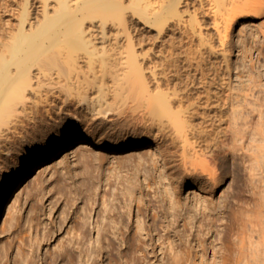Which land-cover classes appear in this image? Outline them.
I'll return each mask as SVG.
<instances>
[{
	"label": "bare ground",
	"instance_id": "1",
	"mask_svg": "<svg viewBox=\"0 0 264 264\" xmlns=\"http://www.w3.org/2000/svg\"><path fill=\"white\" fill-rule=\"evenodd\" d=\"M18 10L14 28L6 33L5 39L0 40L1 152L13 154L10 143L17 134V138H29L27 125L33 128L34 133L40 103L45 104L46 115H51L55 108L61 109L69 101L92 116H106L111 112L119 115L127 111L136 112L142 126L150 133L147 131L130 135L132 138H108L101 142L92 133L73 132L48 140L46 146L34 150L24 165L14 166L0 183V215L8 210L11 196L21 184L34 181L41 172L62 160L69 152L90 146L108 151H130L164 137H167L172 147L170 154L176 159L178 157L176 165L181 168L183 175L197 181L204 179L206 186L210 184L206 194H213L229 166L236 170L241 168L240 162L244 161L246 155L253 160L259 156V179L256 181L259 180V189L264 192V94L259 96V126L251 132L253 137L247 136L249 133L244 128L243 114L232 121L227 118V109L232 105L229 93L228 37L240 17L264 16V0H23L18 4ZM147 27L149 33H146ZM150 32H153L152 35ZM214 55L219 56V59ZM260 67L264 71V63L259 62L258 67L259 86H264V75ZM240 105L237 111H242L244 106L242 103ZM82 115L85 116L84 113ZM44 121L41 118V122ZM245 133L248 140L253 139V144L250 141L253 146L259 138V146L255 144L253 148L248 144L246 148ZM246 149L251 150V153L245 152ZM253 165L251 163L249 170L247 168L251 173L248 179L255 181ZM176 199L169 201L168 206L173 211L178 206ZM223 205V209L228 207L227 202ZM203 206L204 209L209 208L207 204ZM204 209L200 216L202 223L198 220L200 231L196 234L191 231L190 225L193 223L190 219L192 214L189 213L191 221L185 220V216L182 219L183 229L177 235L204 236L216 230L215 236H219V240L220 237L221 240L230 239L235 243L233 245H237V254L235 260L229 262L230 255L226 250L214 248L210 244L214 257L212 264H264L260 262L264 253V234L259 239V231L258 234L253 233L256 227L251 222L241 220L244 221L241 224L238 221L241 226L237 221L236 225L235 222H226L223 228L214 229L213 223L219 216ZM173 211L170 212L172 215ZM114 212L110 216L104 213V227L99 224L104 231L98 227L97 230L101 232L97 236H133L130 237L131 241L128 239V253L124 249V255L122 249L114 251L117 249L113 248L116 246L113 237V241L110 238L105 244L102 237L95 238L90 249L81 244L82 240L78 241L76 243L79 246L75 247L77 252L69 247L71 240L61 238L57 244L59 248L56 246L59 250L49 249L48 255L39 263L35 250L42 238L44 240L53 234L50 231L52 228L45 226V223L41 233L35 234L38 227L33 231L34 238L28 225L19 231L23 235L14 251L13 262L86 264L89 259V264H105L104 258H107L109 261L106 264H132L137 257H141L142 250L139 247L142 237L139 239L135 236H141L138 229L141 231L142 226L139 224L141 228H138L135 225L138 229L134 226L132 229L135 230L131 233L130 227L124 228L126 224L124 227L122 224L115 225L117 217ZM117 214L119 221L120 216ZM32 217L29 216L28 224L39 225L40 220L34 221ZM84 225L74 226L75 230H79H72L75 232H71L74 237L87 236ZM154 225L153 228L157 229L161 224L157 222ZM176 241L178 243L180 240ZM193 241L202 247V251L206 249L207 244L198 237L190 243L191 252ZM170 247L174 248L171 264L194 263L190 251L183 254L173 243ZM195 251L193 254H197ZM246 251L250 252V256L245 254ZM6 255L5 245L0 251V264H4Z\"/></svg>",
	"mask_w": 264,
	"mask_h": 264
},
{
	"label": "rangeland",
	"instance_id": "2",
	"mask_svg": "<svg viewBox=\"0 0 264 264\" xmlns=\"http://www.w3.org/2000/svg\"><path fill=\"white\" fill-rule=\"evenodd\" d=\"M22 1L0 0V40L5 39L6 33L14 28L19 11L18 4ZM148 30L147 27L146 33H149ZM152 33L150 32L151 35ZM228 39L230 42L227 50L229 51L227 52V59L229 62L228 69L231 81L229 93L232 105L227 109V118L229 121H232L240 116V114L245 116V123L243 124H245L244 126L246 127L244 128H247V130H244L246 132L248 131L249 134L247 135L245 133L247 139H243L249 141V143L247 141L244 142L247 148V145L253 140L252 138H249L252 140H248V137L252 136L251 132L256 129L259 123V96L264 94V86H259L258 68L259 62L264 63V16L261 18H254L252 15L240 17L234 23ZM212 41L215 43L214 40ZM216 58L219 59V56H216ZM261 69V74L264 75L263 68ZM239 103H242V106H244L242 111H237L241 107V105L238 106ZM44 105V103L38 105L39 107L37 109L39 110V114L38 116L35 115L37 117L34 124V133L32 132L33 128L27 125L26 132L28 131V139L26 136L23 139L17 138L19 137L17 134V137L11 140L10 147L11 153L13 154L0 151V183L14 166L24 165L31 158L34 150L46 146L48 140L61 137L65 133H92L97 136V139L103 142L108 138H132L130 135L142 134L148 131L142 126L136 112L132 113L131 111H127L122 115L111 112L106 116H92L83 110L82 107L69 101L61 109L55 108L51 115H46ZM83 113L85 116L82 115ZM41 118H44L45 121L41 122ZM26 132L24 133L26 134ZM147 135L149 136V134ZM150 138L152 139V137ZM258 142L259 138L255 141V144L258 145ZM252 144L250 145L255 148L256 145L254 144L253 146ZM169 151H172V147L167 137L158 140L155 139L145 147L132 148L130 151H108L96 146L85 147L81 150L69 152L62 160L54 162L50 168L41 172L34 181L21 184V187H18L14 195L11 196V204L8 210L5 211L6 213L3 211L0 215V251L5 245L7 247V255L5 256L6 258L4 257L3 263L15 264L13 262V254L17 249L18 243L21 242L19 239L23 235L19 234V231L24 226L26 227V225L30 227L33 238L35 234L38 235V232H42L40 230L43 229L45 223V226L53 229L50 230L53 236H48L49 239L46 236L45 241L42 238L40 242L42 244L39 243L38 249L35 250V254H37V259L40 263L48 255L49 249L51 251L59 250V245L57 244H59L61 241L59 239L61 238L62 240L65 238L64 240L72 241L69 243V247L73 248H71L73 252L74 250L77 252L79 246H77V243L81 240L83 242L81 244L83 246L87 245L90 249L96 240L95 238L102 237L97 236V233L99 231L101 232V230L104 231L102 228L106 220V216L104 217V215L107 214L110 216L116 210L114 216L118 219L117 213H119L120 219L119 221L116 219L119 223L115 221V225L122 224L123 226L126 224L123 227L125 229L130 227L131 233L135 230L132 229L136 227L135 225L139 226L140 224L142 226L141 231L138 229L141 228L140 226L138 228L136 227L141 232V236L135 237L139 239L141 237L143 238L140 239L139 250H142L144 255L142 251H139L141 257H137L138 259L136 258L133 261L135 264L139 263V258V264H171L172 249H174L170 247L171 244L173 243L177 249L180 248L181 250L179 251L184 254L188 251L191 252L190 246H192V239L195 240L198 237L207 244V247L202 251V247L193 241L191 252L193 264H201L199 261L203 262L202 264H212L214 257L212 256L210 244L214 248L226 250L228 255L231 256L227 255L229 262H233L235 260L234 256L236 257L237 254V248L235 249L237 245H233L235 243L230 241V239L228 240L232 243L227 239L221 240V237L219 240V236L218 238L216 237V230L210 235L204 236H186L187 234H182V236L177 234H180L181 229H183L182 223L184 220L182 219L185 216V220H192L193 224L191 223L192 226L190 225L192 227L191 231L195 234L198 230L200 231L201 229L197 227L201 226L198 220L201 221L200 216L204 209L203 205L207 204L209 208H205L204 210L213 213L217 217L219 216L218 220L213 223L214 229L223 228L227 225L225 224L226 222H235L236 225V221H239L241 224L244 221H249L256 227L253 226L257 233H253L258 234L259 231L258 236L261 239L260 236L264 234V201H261L264 200V192L259 189V180L258 182L256 181V179H259V156L258 158H254V160L256 159L255 161L258 159L256 163L253 159L247 158V155V160L246 158L244 161L239 160V162L242 161V163L240 162V166L242 167H239L241 170L237 168V171L235 167L232 168V166H229L228 172H226L224 178L214 189L213 194L208 195L206 193L210 188V184L206 186L204 179L197 181L193 177L184 176L181 168L176 165L178 163V157L176 159ZM250 151L246 149L245 152L251 153ZM251 163L252 165L255 163L253 165V171L255 174L257 172V175L253 174V180L255 181L249 178L252 182L248 179V177H251V173L248 171ZM235 172L238 175L234 174ZM260 192L263 196H261ZM172 199L178 200L177 209H174V211L168 206L171 201H174ZM226 202L228 203V207L223 209V204ZM110 206L111 209L109 208ZM172 211L174 215L171 214ZM189 213L192 214V218L190 219ZM31 214L35 215L32 217ZM29 216L30 218H34V221L35 219L40 220L39 225L37 223H34L33 226L28 224ZM80 216L83 218L80 219ZM103 218L104 221L102 220ZM96 219H99V221L97 222ZM84 220L86 221V227H84ZM171 220L172 222L170 223ZM153 222L156 224L159 222L161 225H158V228L154 229L153 227L156 225ZM239 222L238 225L241 226ZM10 223L11 225L9 227L8 224ZM78 224L84 225L83 229L87 236H73L74 231H79L75 230L74 227L76 225L78 226ZM97 224L103 225L97 226ZM61 225L62 228L60 227ZM33 227L36 228L34 229ZM98 227L101 230H97ZM69 228L73 229L69 231ZM169 228L170 231L168 230ZM65 229L66 231L68 229V232H65ZM34 230H36L35 234L33 232ZM127 232L128 230L125 232V235ZM147 232L150 234L148 235ZM63 234L67 236H62ZM169 234L175 236H167ZM25 235H27V232ZM38 237L41 238L42 236ZM81 237L83 238L80 239ZM111 237L114 238V241ZM130 237L104 236L102 239L105 244L111 238L110 240L116 245L113 248L117 249L113 250L121 251L122 249L121 253L124 252V255L126 252L128 253V247L126 245H128L129 240L131 241ZM23 238L28 239L26 236H23ZM173 239L176 242H178V239L180 241L175 243L172 241ZM74 241L75 243L72 245ZM221 241H224V245ZM76 246L77 248H75ZM194 249L197 254H193ZM245 254L250 256V252L248 251ZM37 256L35 255V258ZM107 260L109 261V259L104 258V261H106L105 264ZM133 262L132 264H134ZM260 262L264 263V253L261 255ZM86 264H89V259Z\"/></svg>",
	"mask_w": 264,
	"mask_h": 264
}]
</instances>
